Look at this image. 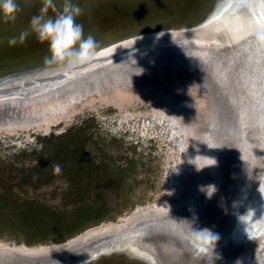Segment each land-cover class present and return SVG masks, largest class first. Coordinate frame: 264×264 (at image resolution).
<instances>
[{"label":"water","instance_id":"95a60500","mask_svg":"<svg viewBox=\"0 0 264 264\" xmlns=\"http://www.w3.org/2000/svg\"><path fill=\"white\" fill-rule=\"evenodd\" d=\"M61 18L79 30L51 50L62 34L45 26ZM148 54L200 69L190 67L213 105L202 134L210 171L215 162L229 173L236 152L224 122L243 116L252 153L240 199L197 238L201 218L174 215L59 247L58 256L8 246L0 254L18 264H264V0H0V111L120 65L158 62Z\"/></svg>","mask_w":264,"mask_h":264},{"label":"rangeland","instance_id":"374dc122","mask_svg":"<svg viewBox=\"0 0 264 264\" xmlns=\"http://www.w3.org/2000/svg\"><path fill=\"white\" fill-rule=\"evenodd\" d=\"M171 64L158 61L140 65L141 76L131 78L143 89L131 93L127 83L111 91L97 88L86 99L73 101L66 110L67 117L48 128L0 130V192L35 200L57 215L74 208L66 198L75 195L70 190L74 179L68 171L75 161L107 159L109 167L116 170L125 167L128 160L133 162L125 182L101 183L89 192L109 207L99 223H89L66 241L33 245H27V233L0 223L1 247L38 250L67 244L91 229L122 222L140 210L171 209L183 194L192 191L194 183L204 182L210 189L213 173L207 168L202 134L211 126L213 105L190 67ZM81 87H72L70 92ZM113 89L124 96L117 105L107 99ZM77 127H85L90 137L83 143L87 155L82 158L52 152V143L58 144V140L49 138ZM166 219L173 222L170 216Z\"/></svg>","mask_w":264,"mask_h":264},{"label":"bare ground","instance_id":"6f19581e","mask_svg":"<svg viewBox=\"0 0 264 264\" xmlns=\"http://www.w3.org/2000/svg\"><path fill=\"white\" fill-rule=\"evenodd\" d=\"M166 57V54L146 55V59L155 61H164L166 60ZM138 60H140V58ZM187 60L189 59L187 58ZM136 61L137 60H133V62ZM195 72L199 74L201 71L199 69V71L195 70ZM142 73L143 70L140 71V67L138 65H130L129 67H125V65H120L107 71L105 75L89 77L87 80L82 82V87L79 89V91L78 89H76L70 92L72 88H67L58 92H52L51 94H47L32 100H16V102L13 101L14 104H12V107L0 111V130L2 128L14 127H32L31 129H41L46 127L48 128L52 124H56L67 117L66 110L68 109L69 105L73 103V101H80L82 97L86 99L87 95H89L90 92L95 91V89L97 88L100 90V87H103V89L111 91L110 88L116 87L119 84L124 85L125 83H127L126 89H128V91L131 93H133L134 91H138L139 89H143L144 86L139 85L138 82H135V80L131 78L132 75L136 76L137 74L140 75ZM101 83H105V85H101ZM205 86L208 87L207 84ZM77 87L80 86H78L77 84ZM120 87L122 88L123 86ZM120 92V90H115L113 95L109 96V98L107 99L109 101H117L118 103H120V100L124 98L123 94L118 95V93ZM229 122L230 121L227 119L224 122V129L226 131L225 138H227V142H231L234 144V149L236 152L235 156H233L234 159L232 165L228 169L230 175L229 173H227V170L224 173V168L222 169L221 167H218V165L214 162L212 167L214 169V172L211 168V172L213 173V184L209 190L208 188L206 189V192L204 190L206 188L204 187V182H199V184L194 183L192 191L188 194H183L177 204L171 209H167L165 211L158 207H152L150 209L145 210L143 209L136 212L126 220H123L122 222L105 224L100 227L91 229L83 235L79 236L74 241L67 244L56 245L50 248H42L38 250L27 249V251L25 250L24 252L22 251L24 249L13 248L14 251L24 253V255L26 256H31L30 254H39L40 257H43L47 254H55L54 256H58L61 254L60 252H52L57 251L55 250L57 248L61 249L59 247L70 248V245L75 242L90 240L97 237H103L119 230L123 231V229L133 227L137 223H139L137 227H142V224L147 219L150 220L154 218H163L167 220V216L174 217V215L180 216L185 220H192L194 222H200L198 219L201 218L203 223H199V227L196 230V233H193L196 238L199 237V234H202L209 227L215 225V223L219 220L224 211L232 203L235 204V202L240 199L243 184L246 182L244 178V171L247 167L248 156L250 153H252L251 143L249 142V138L246 137V122L244 121V118L239 111L236 123L233 126L229 127V124H231ZM209 123L210 125L213 124L212 119ZM208 193L212 195L209 196ZM212 198H214L211 204L212 206L208 207V204ZM204 217L205 219H202ZM208 223L211 224L208 226ZM152 225L153 223L151 224L150 222L149 227H151ZM2 248L3 247L0 246V249ZM18 258L20 257H16L14 255L0 254V260L5 261V264H18L21 259Z\"/></svg>","mask_w":264,"mask_h":264},{"label":"trees","instance_id":"16d2710c","mask_svg":"<svg viewBox=\"0 0 264 264\" xmlns=\"http://www.w3.org/2000/svg\"><path fill=\"white\" fill-rule=\"evenodd\" d=\"M49 139L58 140V144L52 143V152L55 154L64 152L82 158L87 155L83 143L90 140V137L85 127H77L59 136L52 135ZM106 160L78 159L68 170L69 177L74 179V186L72 185L70 190L75 192V195L66 198V201L74 207L69 213L64 212L61 215L50 213L35 200L27 201L0 192L1 225L27 233L26 243L33 245L48 241H66L81 233L89 223H99L109 212V207L106 202L98 200L99 197L94 198V194L89 192L99 188L101 183L122 184L126 181L127 173L133 165L132 160H128L125 167L116 170L110 168L111 163ZM71 198H74L75 202ZM26 226L33 229L28 230Z\"/></svg>","mask_w":264,"mask_h":264},{"label":"clouds","instance_id":"9594fccd","mask_svg":"<svg viewBox=\"0 0 264 264\" xmlns=\"http://www.w3.org/2000/svg\"><path fill=\"white\" fill-rule=\"evenodd\" d=\"M46 30H52V29H56L58 31L61 32L62 34V38L60 40H57L56 43L54 45H51V50L54 48V47H58L60 46L61 44H64V43H67L68 40L71 39V36H72V33L74 30H79L78 27H74V23L73 21L68 18V19H65V18H61L55 22H50L49 25H46L45 26ZM65 34H66V38H65ZM83 43H88V41H85ZM209 196H211L209 193H208ZM208 232V231H207ZM210 238L211 239H215L211 233H210Z\"/></svg>","mask_w":264,"mask_h":264},{"label":"flooded vegetation","instance_id":"af4514ba","mask_svg":"<svg viewBox=\"0 0 264 264\" xmlns=\"http://www.w3.org/2000/svg\"><path fill=\"white\" fill-rule=\"evenodd\" d=\"M133 93H134V92H133ZM116 102H117V101H115V102H113V103H114L115 105H117L118 102H117V103H116Z\"/></svg>","mask_w":264,"mask_h":264}]
</instances>
